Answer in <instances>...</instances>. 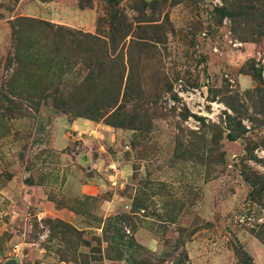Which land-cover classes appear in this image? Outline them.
Here are the masks:
<instances>
[{"label":"rangeland","instance_id":"374dc122","mask_svg":"<svg viewBox=\"0 0 264 264\" xmlns=\"http://www.w3.org/2000/svg\"><path fill=\"white\" fill-rule=\"evenodd\" d=\"M253 229L264 0H0V264H264Z\"/></svg>","mask_w":264,"mask_h":264},{"label":"trees","instance_id":"16d2710c","mask_svg":"<svg viewBox=\"0 0 264 264\" xmlns=\"http://www.w3.org/2000/svg\"><path fill=\"white\" fill-rule=\"evenodd\" d=\"M85 39V42L86 43H88L90 40H93L94 42L95 41H97V42H100V43H102V41H100V40H98V39H96V38H94V37H92V36H89V35H84L83 36ZM81 42H82V40H81ZM97 44H99V43H97ZM91 53H93V51H91ZM90 58L91 59H93V58H95V56H90ZM98 61H99V59H97ZM96 68V66L93 64V63H91V66H88V70H89V74H88V76H87V78H91V76H93L94 74V69ZM35 77H36V75H34ZM251 185H252V190L253 191H256L257 193H258V196H255V197H253V198H260L261 197V189L259 188V189H257L256 187H257V185H258V183H251ZM262 199V198H261ZM252 231V233L254 234V235H256L259 239H261V240H263V238L264 237H262V234L261 233H259L258 231H256V229H253V230H251ZM109 242V241H108ZM107 242V243H108ZM113 244H110V246H109V248H108V254L110 255L109 257H113V253H114V251H115V243L114 242H112ZM122 254H119V256H121Z\"/></svg>","mask_w":264,"mask_h":264}]
</instances>
